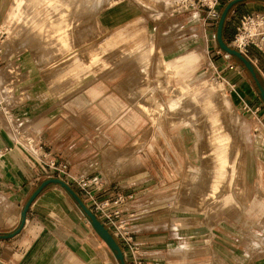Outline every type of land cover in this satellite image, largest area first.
<instances>
[{"label":"crops","instance_id":"crops-1","mask_svg":"<svg viewBox=\"0 0 264 264\" xmlns=\"http://www.w3.org/2000/svg\"><path fill=\"white\" fill-rule=\"evenodd\" d=\"M10 2L0 0V43L5 40V36L2 37L1 26ZM121 3L122 1L101 12V24L103 22L104 26L112 28L130 19V9ZM240 5L249 10L247 14L259 12L261 8L257 1L251 0ZM237 7L238 5L234 7L225 21V40L231 41L233 38V35H230L232 29L227 23L236 13ZM193 14L187 15L193 17ZM166 31L167 28L153 34L152 56L155 57L154 64L158 62L155 68V87L150 85L148 62L152 56L148 50H142L148 51L147 55L141 53L144 58L126 60L124 63L127 67L136 66L132 71L134 72L132 79L142 80L141 85L126 92V95L132 102L129 103L135 104L138 113L148 121L150 128L130 142L129 154L115 157L104 166L103 159L107 157L104 158L103 154L106 153L110 157L113 155V149L117 148L111 145L102 147V138L108 136L116 143H122L125 133L120 127H115L113 132L108 130V134H102L101 126L108 116H112L113 120L115 117L118 118L123 113L125 105L120 99L107 95L108 87L103 82L79 90L81 85L71 86L69 81L74 76L81 79L98 76L113 64H117V60H109V64L104 67L102 64L96 65L99 63V56L96 55L93 56L96 58L95 62L91 61L92 56L85 61V55L80 54L68 60H66L68 57L58 60L47 57L43 60L38 56L33 57L28 50L21 53L13 52L8 56H5V49L0 50V264H115L74 198L56 185L45 187L36 197L28 209L20 232L13 238L7 239L5 236L17 229L23 207L37 187L45 181L41 166L30 161L29 154L23 148L26 140H33L37 145L36 139H39L42 147L50 150L49 157L54 154L57 160L67 164L77 175H96L93 179L95 182L99 181V178L101 180L105 178L102 169L106 167L108 174L125 173L124 176L131 169H141L137 179L129 182L126 180L122 184L140 185L142 202L137 205L131 204L133 208L129 210L126 208L125 219L128 220L126 223L132 230L135 243L138 244L139 257L148 262L147 264H175L177 263L175 257L180 260L178 264H229V261L225 260L228 254L217 252L216 249L229 248L230 237L239 238L243 235V247L247 252L252 249L250 246L254 245L255 241L264 243V235H260L261 231L255 230L262 229L258 226L261 223L264 226V105L256 82L244 65L227 60L218 62L217 66L213 65L218 77L228 87L232 104L243 111L241 114L243 120L236 118L239 123L237 135L244 141L241 149L245 169L242 182L239 180L237 182L238 192L234 195L223 194L221 204L209 209L207 205V209L201 212L195 208L198 199L196 194L189 196L181 193L179 197L178 185L182 183L181 177L179 180L176 177L172 180L171 174L162 168L163 164L159 158H157L159 170L156 172L153 169L150 155H157L154 142L163 134L161 127L151 125L149 116L141 107L147 108L150 105V101L145 99L149 89L155 90L157 97L156 89L160 92L165 86L162 81L163 75L167 72L163 66L164 59L175 58L181 49L178 33ZM213 45L216 48L215 42ZM159 53L161 57L158 56ZM254 55V62L259 65L257 67L256 63L251 61L255 67H253L255 77L264 89V54L255 52ZM42 61H53L43 67L46 68L45 72L48 74L47 77L51 78V82L43 77L41 69L36 64ZM91 63L95 64L92 68ZM224 84L222 83L223 86ZM181 85L178 88H184ZM225 98L229 102L226 95ZM96 102L100 104V111L91 107ZM124 117L127 118L122 119L121 123L130 132L141 126L140 116L136 113H129ZM221 117L226 121L225 115ZM117 121H120V118ZM179 127L181 132L165 144L172 153L180 144L182 149L186 148L188 134L182 129L191 131L195 137L192 149L183 150L186 162L183 177L186 184L181 186V192L185 186L192 188L198 183L211 185L213 177H209L208 172L211 173L215 167L219 172L220 166L219 164L213 166L214 162L208 160L213 145L199 144L205 134L212 137L213 131L206 129L203 134V129L193 124ZM144 143L146 149L143 150ZM187 152L194 153L201 164L190 162L188 160L190 153ZM179 154L180 157L170 158L175 169L174 175L180 173L183 167L182 155ZM227 163L228 168L231 163L228 160ZM197 170L205 172L206 176L198 180ZM222 175L224 179V172ZM170 183L174 186V197H169L166 191ZM245 185L256 186L254 187L256 195L253 193L254 196L249 200L239 198L247 191ZM171 198L172 200L180 198L186 211L170 210ZM244 210L245 221L240 218L239 220L245 227L240 229L230 226L235 224L229 219H224L225 215H221L220 224L214 227L212 213L237 212L238 216ZM201 253H209L210 257L206 258L208 260H193ZM244 256L247 260L248 256Z\"/></svg>","mask_w":264,"mask_h":264},{"label":"rangeland","instance_id":"rangeland-1","mask_svg":"<svg viewBox=\"0 0 264 264\" xmlns=\"http://www.w3.org/2000/svg\"><path fill=\"white\" fill-rule=\"evenodd\" d=\"M9 1H11L9 9L7 10L5 21L1 26V33H3L2 37L5 36V40L4 42L0 43V50H6L5 56H8L13 52L21 53L25 50H28L31 52V54H33V57L36 58V56H38L43 60H45L47 57L56 60L68 57L66 58V60H68L70 57H75L80 54L82 56L85 55V61H87L88 57L90 58L91 56L93 57L96 55L99 56V63L96 65L102 64L104 67L109 64V60H117V64H113L111 68L98 76H88L86 79H81L74 76L69 81L71 82V86H75L77 84L81 85L79 90L88 89L90 87L100 85V82H103L108 87L106 91L107 95L109 94L120 99L125 105L123 113L119 116L117 115L118 118H120V121H117V117H115L116 119L114 118L115 120H113L112 116H108L104 119V122L101 126L102 134H108V130L113 132L115 127H120V129H122L125 133L124 141L122 143H116L108 136H105L106 138H102V142L100 141L102 147L111 145L117 148V151L113 149V155L110 157L106 153L103 154L104 158L107 157L106 159H103V166L108 164L115 157L129 154L131 152L129 146L130 142L139 134L143 133L144 131H148L150 128L148 121L143 116H141L140 113H138L139 110L136 108L135 104H130L132 102L128 95H126V92H129L141 85L142 80L132 79V74L134 75V72L132 71L136 66L133 68L127 67V65L124 63L126 60H139L144 58L142 57L143 54H141L143 52L145 55H147L149 51V54L152 56L154 52L153 34L155 31L158 32L167 28V33H178L179 39H181L179 42V47L181 49L175 58L170 60L164 59L163 63V66H165L164 69L167 72L164 75L162 74V81L166 87L164 86V88H161L160 92L156 89L158 98L156 97L155 90L152 91V89H149L145 99L150 101V105L147 108L144 106L141 107V109L149 116L151 125H157L161 127L163 134L156 139V142H154L157 155H150L152 165H154L153 169L156 172L159 170L157 161V158H159L163 164L161 165L162 168H164L167 173L171 174L170 176L172 180L174 177L178 178V180L180 179L179 177H181L182 183L178 185L179 197H181V193L187 194L189 196L191 194H196L198 199L196 203L194 202L196 204L195 208L201 212L207 209V205L209 209L212 206L216 207L218 204H221L220 199L223 194L229 193L234 195L238 192L237 189L239 188V185L237 186V182L238 180L239 182H242L245 169L241 149V146L244 145V141L237 135L239 123L236 118L238 117L239 120H243L241 115L243 111L232 104L231 94L228 91V87L224 84V82H222L221 78L218 77L213 65L217 66L218 62L223 60L240 63L241 65L243 64L236 57L231 56L220 49L217 43L216 32H214V29H217L218 22L215 24L216 27L214 24H210L211 22L208 24H203V13L194 10L181 11L175 0ZM121 1L122 5H125L128 7V9H130V19H124V22H121L112 28L104 26L103 22L101 24V12ZM232 1L233 0H222L221 4H219V6H221V10ZM257 2L259 5H261V8H259L260 11L256 13L264 14V1L257 0ZM236 5H238L236 13H234L232 17L229 18L228 23L230 28L234 30V34L236 33L235 24L242 15H246L249 11L248 9H244L242 7L243 5H240V3ZM234 7L235 6H233L231 10H234ZM189 13H194L193 17L188 16L187 14ZM199 23H202V25ZM174 24L176 25L173 26ZM213 35H215L214 41ZM214 42L216 43V48L213 47ZM224 43L229 48L236 50L230 46L231 41L229 39L224 40ZM255 52L261 51L256 49V47L251 46L248 48L247 57L242 55L253 67L254 65L252 62H254L253 57L255 56ZM158 56L161 57V53H159ZM149 59L150 85L155 87V68L158 62L156 59L157 63L154 64L155 57L153 56ZM95 60L96 58L93 57L91 61L95 62ZM161 61L159 60V62ZM52 62L53 61H42L40 64L36 62L38 68L41 69L43 77H45V79L47 78L49 82H51V78L47 77L48 74L45 72L46 68L43 67H45L47 63ZM91 65L92 66L90 68H92L95 64L91 63ZM256 65L259 67L258 63H256ZM180 85L184 88H178ZM190 86L192 87L190 88ZM225 95L229 99L230 106L227 98H225ZM172 103L176 105L174 108L171 107ZM91 107H94L96 110L100 111L99 102H96V104L92 105ZM129 113H136L140 116L141 126L134 132H130V130L121 123L122 119L127 118L124 116H127ZM222 115H225L226 121L223 119V117H221ZM211 118H214V120H211ZM185 124L197 125L198 128L203 129V134L205 133L206 129L213 131L212 137L209 135L206 136L205 134L201 138L199 145H210V143L213 145L211 151L212 153H209L208 160L214 162L213 166H218L219 164L220 169L218 172V169H215V167L211 173L208 172V176L211 178L213 177V183L211 185L198 183L192 186V188L185 186L181 192V186L186 184L183 177V173L186 171V162H184L185 156H183V150L190 151L192 149L195 140L194 134L189 130L182 129L188 134L186 148L182 149L180 144V147L176 148L175 152L173 153L166 148L165 144L166 142H169L173 136L179 134L181 132V127L179 126ZM36 140L38 143L39 139ZM145 144L146 143H144L143 150L146 149ZM42 146L43 145H41V147ZM37 149L39 150L38 147ZM118 149L121 150L118 151ZM49 152L50 150H46L45 147H42V150L39 154L29 155V160L38 164V159L44 153L48 154ZM179 153L182 155L183 167L180 173H175L174 175L173 172H175V169L170 158L174 159V157H180ZM187 153H190L188 155V160L190 162L196 163L198 165L201 164L194 153ZM50 157L55 158L56 163H61L60 160L56 159L54 154L50 155ZM227 160L231 163L228 168L226 167L228 165ZM111 163H113V161ZM225 167L226 169H224ZM197 171L198 180H201V178L206 176L205 172L202 171V173L200 170ZM66 172L68 176L60 178L57 177V173H43L45 176L44 180H60L67 184V186H69L74 191V193L84 204L85 208L112 236L122 254L124 264H134V262L137 261H141V264H147L148 262H145L141 257H139V249L135 257H133L129 249L130 243L128 246V244L123 239H121V236L116 229V227L122 225L124 229L123 231L129 234L128 238H130V241L135 243V240L132 237L133 235L131 234L132 230L129 229V226L126 223L128 220L125 219L127 216V211L125 210H127L126 208H128V210L129 208L131 209V207L133 208L131 204H141V189L140 185H132L133 183L131 185H126L122 184V182L126 180L129 182L131 180L137 179L141 174V169H131L129 172H127L128 174L124 176L125 173L108 174V168L106 167L102 169L105 178H103V180L99 178V181L97 182L93 180L96 175H77L71 171L68 165ZM223 172L224 179L222 178ZM239 174L241 177H239ZM82 180L87 184V190L90 191L89 196H87L80 188L79 182ZM104 180L106 181L104 182ZM50 185L61 187L58 184ZM167 187L168 188L166 191H168L167 193H169V197H174V186L170 183ZM245 187L247 189L246 193L241 195L239 198L249 200L251 196H254L253 193L256 195V188L254 189L256 186L245 185ZM129 194H132V196L136 194V196H133L132 199H127L126 196ZM118 195L123 196L125 199L122 203L116 205V208V206H114V200ZM183 203V201H180V198L178 200H172L171 198V200H169V209L172 211H186V208L183 207ZM229 203H232V197L231 202ZM76 204L89 221V224L92 226L90 218L85 214L77 202ZM100 204L103 207L104 214L111 215L116 209H118L119 216L117 218L111 217L107 219L105 216H103V213L100 210L96 209V206ZM24 207L22 211L24 210ZM27 213L28 211L25 214V219ZM212 214L214 215V227L220 224L223 215H225L224 219H229V221L235 224L230 226L240 229L245 227V225H243V223L240 221H245V210L242 211L240 213L241 215L238 216L237 212L223 213L218 211ZM258 226L262 227L264 230L262 223ZM262 229L258 230V228H256L255 230L258 232L261 231L260 235L263 236L264 231ZM20 230L21 214L20 224L17 229L5 236L7 239L13 238L20 232ZM93 230L101 240L103 248L108 251L115 264H121L120 260L116 258V253L113 252L106 242L96 233L94 228ZM228 244L229 248L216 249V251L228 254L225 260L229 261V264L263 263V242L255 241V244L250 246L252 247V249L248 251L250 253H248L246 251L247 249L243 247V235L239 236V238L233 236L230 237ZM136 245L138 246V244ZM244 255L248 256L247 260L244 259ZM209 257V253H201L197 254L193 260L197 259L205 261L208 260L206 258ZM174 260L177 262L175 264H178V261H180L177 257H175ZM243 260L246 262H243Z\"/></svg>","mask_w":264,"mask_h":264},{"label":"built area","instance_id":"built-area-1","mask_svg":"<svg viewBox=\"0 0 264 264\" xmlns=\"http://www.w3.org/2000/svg\"><path fill=\"white\" fill-rule=\"evenodd\" d=\"M176 2L181 11L194 10L203 13L204 24L211 22L210 24L215 25L220 18L221 6H219V4H221L222 0H176ZM235 30L236 33L231 40L230 46L236 49L237 52L247 57L248 48L251 46L256 47V49L260 50L262 53L264 52V45H262L264 43V14L248 13L241 16L235 24ZM214 40L215 35H213V41ZM246 108L247 107H245V109ZM37 147L39 148L37 151L40 152L42 150L40 142L37 143L36 148ZM38 160V164L41 166L44 173H57L58 178L68 176L66 172L67 164L56 163L55 159L50 158L46 153H44ZM79 185L82 191H84V193L89 196L90 191L87 190V184L82 180L79 182ZM132 197V194L126 196L127 199H132ZM124 199L125 198L123 196L119 195L115 197L114 206L122 203ZM96 209L103 213V207L101 204L97 205ZM103 216H105L107 219L111 217L117 218L119 216V210L116 209L111 215L103 213ZM116 229L118 230L121 239H123L128 244V246L130 243L129 249L133 257H135L138 252V246L130 241V238H128L129 234L123 231L124 229L122 225L116 227ZM134 264H141V261L134 262Z\"/></svg>","mask_w":264,"mask_h":264},{"label":"water","instance_id":"water-1","mask_svg":"<svg viewBox=\"0 0 264 264\" xmlns=\"http://www.w3.org/2000/svg\"><path fill=\"white\" fill-rule=\"evenodd\" d=\"M248 0H233L232 2L228 3L226 5V7L224 8V10L221 13L219 22L217 24V29H216V38H217V43L220 47L221 50H223L224 52H226L227 54L236 57L240 62H242V64L244 65V67L246 69L249 70V72L252 74L256 85L258 87L259 93H260V97L262 99L263 105H264V89L262 88V86L259 84V82L257 81L256 77H255V72H254V68L253 66L249 63V61H247L239 52H237L236 50H233L231 48H229L224 41L222 40V27L225 21V18L227 16V13L229 11V9L231 7H233L235 4L238 3H242ZM257 1V0H256ZM259 1H264V0H259ZM50 184H58L60 185L63 189H65L74 199L75 201L78 203V205L83 209V211L85 212V214L90 218L91 220V224L93 226V228L95 229L96 233L106 242V244L111 248V250L113 252L116 253V258L118 260H120L121 264L123 263V257L122 254L118 248V246L116 245L115 241L113 240L112 236L107 232L106 229H104V227L95 219V217L85 208L84 204L81 202V200L77 197V195L74 193V191L67 186V184L63 183L60 180L57 179H50V180H45L44 182H42L37 189L32 193V195L30 196V198L28 199L27 203L25 204L24 210L21 213V227L24 224L25 221V214L28 211L29 207L31 206V204L33 203V201L36 199V197L40 194V192L47 186H49Z\"/></svg>","mask_w":264,"mask_h":264},{"label":"bare ground","instance_id":"bare-ground-1","mask_svg":"<svg viewBox=\"0 0 264 264\" xmlns=\"http://www.w3.org/2000/svg\"><path fill=\"white\" fill-rule=\"evenodd\" d=\"M175 2H176V0H175ZM93 4H94V2H93ZM252 14H257V13L256 12H252ZM262 45H264V43ZM171 105H172L171 106L172 108H174V106H176V105H174V103H172ZM25 142H26V145H24L25 147L23 146V148L27 151V153L29 155H31V154H36L37 155V154L40 153L39 151H37L36 144L34 143L33 140H26ZM0 155H1V153H0Z\"/></svg>","mask_w":264,"mask_h":264},{"label":"trees","instance_id":"trees-1","mask_svg":"<svg viewBox=\"0 0 264 264\" xmlns=\"http://www.w3.org/2000/svg\"><path fill=\"white\" fill-rule=\"evenodd\" d=\"M250 1V0H249ZM234 6H236V4L234 5ZM226 7V6H225ZM224 7V8H225ZM224 8H222V10H221V13H222V11L224 10ZM233 7H231L230 9H229V11H228V13H227V16H226V18H225V21H226V19H227V17H228V15L230 14V12L232 11L231 9H232ZM221 16V15H220ZM220 19V18H219ZM225 21H224V24H223V27H222V33H221V36H222V40L224 41L225 40V38H224V25H225ZM219 22V21H218ZM228 24V23H227ZM230 35H233L234 36V30H230Z\"/></svg>","mask_w":264,"mask_h":264}]
</instances>
